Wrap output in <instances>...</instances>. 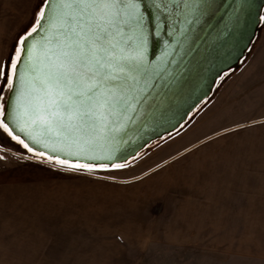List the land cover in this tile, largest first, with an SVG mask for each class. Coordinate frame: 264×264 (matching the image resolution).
<instances>
[{"label": "snow or ice", "instance_id": "1", "mask_svg": "<svg viewBox=\"0 0 264 264\" xmlns=\"http://www.w3.org/2000/svg\"><path fill=\"white\" fill-rule=\"evenodd\" d=\"M249 6L232 0L224 27ZM219 8L217 0H40L34 22L0 60V128L33 154L21 159L92 174L126 167L115 161L128 133L146 126L176 53L187 55L204 25L213 33Z\"/></svg>", "mask_w": 264, "mask_h": 264}, {"label": "crops", "instance_id": "2", "mask_svg": "<svg viewBox=\"0 0 264 264\" xmlns=\"http://www.w3.org/2000/svg\"><path fill=\"white\" fill-rule=\"evenodd\" d=\"M261 47L254 54L260 61ZM251 73L264 80V63ZM250 88L232 84L126 167L48 182L62 191L33 197L29 211L34 226L52 228L43 231L53 233L45 244L61 246L47 244L41 257L62 264L160 263L152 260L166 250L225 248L231 245L223 233L263 231L255 222L264 217V110L253 107L261 92Z\"/></svg>", "mask_w": 264, "mask_h": 264}, {"label": "rangeland", "instance_id": "3", "mask_svg": "<svg viewBox=\"0 0 264 264\" xmlns=\"http://www.w3.org/2000/svg\"><path fill=\"white\" fill-rule=\"evenodd\" d=\"M39 2L40 0H0V60L4 59L10 51L18 33L27 30L34 22V13ZM259 46L264 51L263 22H261L258 34L246 57L237 68L229 72L227 77L220 79L208 100L218 96L232 84L235 85L242 81L246 82L248 87H252L250 89L253 92L256 90L261 92L255 99L253 107L260 108L261 111L264 110V80L255 81L256 79L251 73L254 65L264 63V60L260 61L259 54L256 57L254 55ZM262 57L264 59V55ZM262 77L264 79V74ZM257 86L259 87L255 90L253 87ZM4 91L6 92V90ZM198 111L196 110V113ZM32 155L22 144L12 139V136L0 128V264H62L52 263L56 260L60 261V258L41 257L48 252L45 249L47 244L51 248L55 245L50 242L45 244L44 240V236H52L53 233L43 231H50L52 228L44 227V223L34 226V216L32 211H29V207H35L33 197L36 198L39 194L62 191L61 185L56 188L50 184L46 185L48 182L54 184V181L64 174H78L80 171L82 173L85 171L59 166L55 161H48L45 157L40 160L20 158ZM93 175H100L98 169ZM30 194H32L33 200L27 204L26 199L28 198L26 197H29ZM37 203L42 204L43 202ZM20 208H28V210L23 212V209ZM256 219L255 224L261 226L263 230L261 232L260 227H257L256 232L221 234L227 236L224 239L230 241V247L166 250L164 258L152 260L160 263L150 264H264V217ZM234 239H238V241H234ZM57 244L59 246L55 245L54 247L61 246V243ZM36 252L38 256L34 257Z\"/></svg>", "mask_w": 264, "mask_h": 264}, {"label": "water", "instance_id": "4", "mask_svg": "<svg viewBox=\"0 0 264 264\" xmlns=\"http://www.w3.org/2000/svg\"><path fill=\"white\" fill-rule=\"evenodd\" d=\"M247 2L250 6L244 8L239 18L225 28L221 20L222 10L232 0H217L220 8L214 11L209 20L213 33L209 35L206 31L208 26L204 25L196 30L192 47L185 49L188 54L182 58L179 51L176 53V62L170 65L172 79L157 84L156 100L152 102L153 116L148 119L146 126L134 127L128 133L127 143L119 152L123 159L115 162L126 163L151 143L178 130L197 106L209 99L224 72L240 65L258 34L262 22L260 17L264 12V0ZM9 126L14 135L31 145L17 127ZM63 158L72 159L67 156Z\"/></svg>", "mask_w": 264, "mask_h": 264}, {"label": "trees", "instance_id": "5", "mask_svg": "<svg viewBox=\"0 0 264 264\" xmlns=\"http://www.w3.org/2000/svg\"><path fill=\"white\" fill-rule=\"evenodd\" d=\"M219 81H220V79L217 81V84L219 83ZM217 84H216V85H217ZM206 101H207V100H206ZM206 101L202 102L199 106H197V108H196V109L190 114V116H192L194 113H196V110H199V109L202 107L201 105H203ZM188 121H189V119L187 120V122H185L183 125H181V126L179 127L178 130H180L182 127H184V126L188 123ZM178 130H176L175 132H177ZM175 132L170 133V134L166 135L165 137H168V136L174 134ZM165 137H163V138H165ZM163 138L158 139V140H156L155 142H157V141H159V140H162ZM153 143H154V142H153ZM151 144H152V143H151ZM145 149H146V148H145ZM145 149H144V150H145ZM144 150H142V151L139 153V155H140ZM139 155H137L136 157H138ZM136 157L130 159V160L127 161L126 163L130 162L131 160L135 159ZM46 159H47V158H46ZM126 163H124V164H126Z\"/></svg>", "mask_w": 264, "mask_h": 264}]
</instances>
